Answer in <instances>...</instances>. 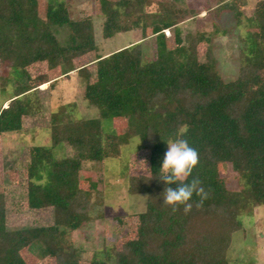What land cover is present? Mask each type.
Here are the masks:
<instances>
[{"label":"trees","instance_id":"trees-1","mask_svg":"<svg viewBox=\"0 0 264 264\" xmlns=\"http://www.w3.org/2000/svg\"><path fill=\"white\" fill-rule=\"evenodd\" d=\"M37 3L38 0H0V65L19 69L23 74V79L16 81L20 84L15 99L0 111V133L19 129L21 115L30 111L25 97L37 86L28 83L29 65L47 61L50 68H57L94 51L96 80L88 83L87 98L101 110L119 113L129 107L137 109L140 147L151 152L152 178L129 177L128 191L147 196V208L139 214L138 237L110 259L104 258V254L110 255L107 250L96 253L91 264H230L228 252L233 234L243 226L242 218L264 205V79H259L264 56H253L252 46H243L239 76L226 81L208 35L189 34L185 44L179 28L174 32L176 47L161 52L154 61L144 62L142 41L100 54L92 18L73 20L65 1H48L43 18L37 12ZM153 4L154 0L104 1V38L143 29L145 14ZM157 5L154 33L177 25L185 15L173 4ZM226 6L240 17L236 5ZM253 19L258 28L254 43L264 47V4L257 5ZM62 26L73 35L72 44L59 40L56 28ZM200 41L208 43L204 62L198 54ZM78 72L91 77L87 66L78 68ZM48 82L46 78L40 85ZM64 115L53 114V146L35 148L29 181L34 204L40 208L52 206L56 223L4 231V206L0 200V264H26L18 250L36 241L44 244L57 264H80L81 249L66 242L69 229L76 230L92 219V206L84 202L78 171L84 160L115 157L122 145L115 133L103 130L101 118L64 122ZM184 124L188 131L183 138L199 155V163L188 180L199 178L209 194L200 207L199 197L193 195V207L187 214L183 206L173 213L162 204L165 187L175 188L176 184L165 185L159 179L167 141L175 139L177 129ZM61 143L75 149L76 156L55 159L53 147ZM222 161L233 165L242 180L240 189H231L220 176L218 163ZM49 164L48 181L35 182L33 177L41 181Z\"/></svg>","mask_w":264,"mask_h":264},{"label":"rangeland","instance_id":"rangeland-1","mask_svg":"<svg viewBox=\"0 0 264 264\" xmlns=\"http://www.w3.org/2000/svg\"><path fill=\"white\" fill-rule=\"evenodd\" d=\"M48 1H65L73 20L92 18L100 54L127 47L125 45L139 39L137 43L142 41L143 44L144 62L154 61L161 52L176 47L174 32L179 28L185 44H188L189 34L208 35L218 59L219 71L226 81L239 76L240 50L243 46H252L253 56H264V47L254 43L258 28L253 19L257 5L264 4V0H154L145 14L143 29L121 32L108 39L102 34L106 19L103 2L117 3L118 0H38L37 12L43 18L46 17ZM157 2L173 4L185 11L184 17H180L181 21L163 33H154L158 23ZM226 3L238 7L241 13L239 18ZM56 34L62 43L72 44L74 41L65 26L57 27ZM207 48L206 41L198 42L202 62L206 60ZM96 57L97 53L93 51L57 68H50L47 61L29 65L26 69L30 77L28 83L37 86L25 97L30 111L21 115L19 129L0 133V200L4 206L1 226L4 231L46 227L56 223L54 208L36 206L29 187L35 148L53 146L50 132L54 113H65L62 116L64 122L101 118L103 130L118 136L122 146L115 157L101 161L84 160L78 171L84 202L92 206V219L76 230L69 229L66 242L81 249L80 264H91L95 254L103 250L110 254H104V258L110 259L109 256L121 250L128 241L138 237L139 214L147 208V196L128 191L129 177L148 175L151 171V152L140 147L139 111L133 107L122 109L119 113L111 109L101 110L87 98V85L96 80V64L93 63ZM85 66L91 72L90 78L78 72V68ZM73 67H76L75 70H71ZM46 78L50 82L46 87H41L40 83ZM19 79H23L19 69L0 65V111L15 99L19 83L16 81ZM259 79H264V69L260 71ZM76 127L79 128L80 124ZM76 154L75 149L64 143L53 147L55 159ZM146 167L150 170H146ZM50 169L49 164L41 181L37 176L33 180L46 183ZM218 169L231 189H240L242 180L231 163L222 161L218 163ZM242 220V228L233 234V243L228 252L229 263L264 264V205ZM18 255L26 264H57L56 258L47 252L41 241L19 249Z\"/></svg>","mask_w":264,"mask_h":264},{"label":"clouds","instance_id":"clouds-1","mask_svg":"<svg viewBox=\"0 0 264 264\" xmlns=\"http://www.w3.org/2000/svg\"><path fill=\"white\" fill-rule=\"evenodd\" d=\"M188 131V125H181L176 132V138L167 141V151L159 169V179L168 184H176L175 188L165 187L163 191V205L171 208L173 213L183 206L185 214L192 210L193 195L199 197L197 207L202 206L208 198V192L201 186L199 178H188L192 175L194 168L199 163V155L195 148L191 147L183 137ZM146 170H150L146 167ZM145 170H143L144 172ZM151 171L148 172V179L152 178Z\"/></svg>","mask_w":264,"mask_h":264},{"label":"crops","instance_id":"crops-1","mask_svg":"<svg viewBox=\"0 0 264 264\" xmlns=\"http://www.w3.org/2000/svg\"><path fill=\"white\" fill-rule=\"evenodd\" d=\"M139 41V39L138 40H136V41H133V42H130V43H128L127 45H125V46H129V45H131V44H134V43H136V42H138ZM121 48H123V47H121Z\"/></svg>","mask_w":264,"mask_h":264},{"label":"bare ground","instance_id":"bare-ground-1","mask_svg":"<svg viewBox=\"0 0 264 264\" xmlns=\"http://www.w3.org/2000/svg\"><path fill=\"white\" fill-rule=\"evenodd\" d=\"M48 85V83L47 84H44V85H42V87H46Z\"/></svg>","mask_w":264,"mask_h":264}]
</instances>
